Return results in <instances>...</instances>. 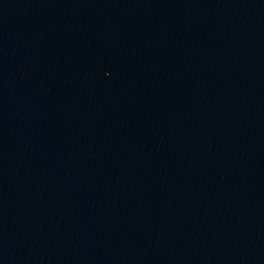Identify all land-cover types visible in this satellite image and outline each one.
<instances>
[{"label": "water", "instance_id": "water-1", "mask_svg": "<svg viewBox=\"0 0 264 264\" xmlns=\"http://www.w3.org/2000/svg\"><path fill=\"white\" fill-rule=\"evenodd\" d=\"M0 264H264V0H0Z\"/></svg>", "mask_w": 264, "mask_h": 264}]
</instances>
